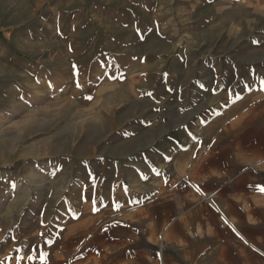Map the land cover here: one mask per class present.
Masks as SVG:
<instances>
[{"label": "rangeland", "instance_id": "1", "mask_svg": "<svg viewBox=\"0 0 264 264\" xmlns=\"http://www.w3.org/2000/svg\"><path fill=\"white\" fill-rule=\"evenodd\" d=\"M253 86L264 0H0V264L74 224L104 163L192 143Z\"/></svg>", "mask_w": 264, "mask_h": 264}, {"label": "crops", "instance_id": "2", "mask_svg": "<svg viewBox=\"0 0 264 264\" xmlns=\"http://www.w3.org/2000/svg\"><path fill=\"white\" fill-rule=\"evenodd\" d=\"M215 104L219 127L192 143L159 133L123 174L104 163L74 224L12 264H264V89Z\"/></svg>", "mask_w": 264, "mask_h": 264}, {"label": "snow or ice", "instance_id": "3", "mask_svg": "<svg viewBox=\"0 0 264 264\" xmlns=\"http://www.w3.org/2000/svg\"><path fill=\"white\" fill-rule=\"evenodd\" d=\"M199 191V189H197ZM262 191H264V189H261Z\"/></svg>", "mask_w": 264, "mask_h": 264}]
</instances>
